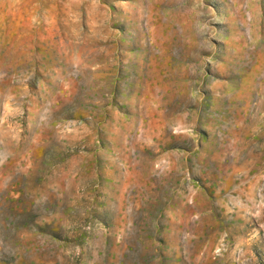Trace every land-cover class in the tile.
Here are the masks:
<instances>
[{
    "label": "rangeland",
    "instance_id": "obj_1",
    "mask_svg": "<svg viewBox=\"0 0 264 264\" xmlns=\"http://www.w3.org/2000/svg\"><path fill=\"white\" fill-rule=\"evenodd\" d=\"M0 264H264V0H0Z\"/></svg>",
    "mask_w": 264,
    "mask_h": 264
}]
</instances>
